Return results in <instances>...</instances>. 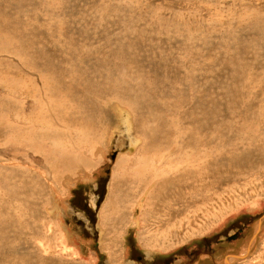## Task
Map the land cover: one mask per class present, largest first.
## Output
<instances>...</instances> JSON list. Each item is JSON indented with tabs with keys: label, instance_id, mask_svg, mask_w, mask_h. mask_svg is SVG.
I'll return each instance as SVG.
<instances>
[{
	"label": "rangeland",
	"instance_id": "1",
	"mask_svg": "<svg viewBox=\"0 0 264 264\" xmlns=\"http://www.w3.org/2000/svg\"><path fill=\"white\" fill-rule=\"evenodd\" d=\"M0 8H4L9 13L11 12L12 19L10 18V22L14 27L7 23L4 33L8 38L12 37L14 40L15 38L17 40L29 28L26 31L28 32V43H32L31 39L36 34V28L39 25L50 22L52 16H61L63 12L72 10L70 16L72 21L87 25L84 28L91 35L99 33L98 30L113 31L112 35H118L115 43H119L121 46L124 44L127 50L131 47L129 51L132 52V56L144 52L148 48H153L154 51L158 52V55L162 53L164 58L168 59L169 64L173 65V74L177 79V83L182 84L183 93H176L182 95H175L178 99L175 97L174 103L176 104L173 103L170 113L166 116L162 112H158V114L163 118L169 117L168 119L176 123L178 118L176 113L178 111L181 120L177 119L176 124L186 121V119L189 122L191 121L195 126L197 136L209 134L198 128L200 127L199 122L215 128L214 133L222 134L226 143L228 139H236L235 137H237V133L241 128H254L264 133V94L262 95L264 92V0H0ZM99 11L101 16H104L103 19L99 15ZM111 11H114L113 14ZM51 12L53 14L48 15ZM93 19L99 22L98 27L100 28L97 27L98 24ZM120 19L122 21L128 19V21L122 23ZM124 25H126L125 30L122 29ZM139 25L140 27H138ZM145 26L149 29H146ZM127 27L129 31H127ZM143 28L146 29L145 32H143ZM125 31L129 36H132L135 32L133 34L134 38L129 37ZM138 33H140V36H138ZM135 34L138 38L140 37V41L135 37ZM41 36L39 34L38 37L44 40V36ZM22 42L21 39L20 43ZM170 42L172 43L169 44ZM128 43L130 45L133 43V47ZM11 44L10 40L7 42L4 38H0V160H2L0 161V178L6 175V171L12 170L15 172L16 179L19 178L17 181L21 185L20 187L24 188L29 184L27 188H31V190L27 189L29 190L27 192L30 193L20 188L26 197L9 201V204L14 207L10 214L24 226L25 224L29 225L31 222L30 225L32 226L29 225L30 230L31 227L36 229V233L28 232V245L26 248L24 247L23 252L19 253L23 258L28 259L29 264H228L227 259H230V257L235 258L230 264H264V167L259 170L258 168H251L249 163L243 164L241 161L237 163L228 160L227 154H225L221 163V172L226 175H223L220 183H216V186L211 187L208 197L198 198L196 196L197 198L189 204H174L172 210L161 207L155 209L147 205V194L144 198L141 197L145 189L137 184V190L134 188L137 191L136 193L134 191L133 193L128 192L127 187L120 188L121 193L117 195V198H120H115V205H111L113 194L110 192L116 163L128 154L129 150L131 151L130 148L133 142L139 144L138 147L142 143V140L140 141L138 138L139 132L135 133L138 129L134 131L137 128L135 122L130 127L132 128L130 132L126 129L127 122H125V118L129 116V119L133 122V120L135 121V115L127 106L126 111H122L118 107L119 102H114L115 105L111 103L114 107L111 105V108L109 107V122H107V124L110 123L107 128L109 134L106 133L99 149L98 159L100 162L97 160L96 155L93 156V159L97 163L99 162L95 168L75 167L74 164L67 165L69 160L71 161L76 157L72 153L74 148L71 149L74 145L77 146L76 137H70L65 132L59 133L62 129L59 124L57 129L53 128V130L47 131L46 136L48 138L54 137L56 139L48 147L51 152L49 150L46 152L49 154L46 160L43 156V150L36 152L31 149L28 151L24 147L19 148L20 145L17 143L15 145L18 150L14 146L4 149L5 144L3 141H5L6 136L20 137L21 133L13 130L10 126H6L2 117L3 113L11 110L12 112L15 111L13 113L15 118L23 117L24 121L28 122L29 110L31 112L35 111L33 108L34 102L28 100V88H30L28 71L30 69L23 59L34 58L40 61L37 53H19L12 49ZM228 44L230 47H228ZM165 45L167 48H165ZM140 46L142 50H140ZM145 46L148 47L145 48ZM204 46L207 48L204 49ZM202 47L205 51H202ZM133 48L134 51L136 50L135 52L132 50ZM2 56L4 57L1 58ZM210 57L212 58L210 59ZM143 62L146 71H151L150 62ZM186 70L187 72H185ZM207 76H210V79ZM187 78H189L188 81ZM209 80L212 82H209ZM35 84H38L37 87L41 86L38 80L35 81ZM185 84L188 85L184 86ZM204 86L207 88H203ZM238 86H242V92ZM196 87L199 89H196ZM8 89L12 91L9 93ZM237 92L239 94L236 95ZM1 97L3 98L1 99ZM181 97L183 98L181 99ZM235 98L239 101L234 100ZM19 100L23 103L20 104ZM15 104L16 106H14ZM21 105L22 107H20ZM199 106L201 108L198 109ZM8 108L9 110H6ZM230 109L235 112L230 111ZM189 112H193L194 116ZM180 114L184 116L181 117ZM204 119L205 121H203ZM197 120L199 121L197 122ZM226 122L228 123L226 124ZM230 122L232 124L237 123V125L232 126ZM54 123L57 124L56 120ZM3 124L6 128L3 127ZM42 124H45V122ZM225 126L229 128L226 129ZM147 127L153 128L154 126L152 123H148ZM188 130L190 133L189 128ZM175 131L177 132V130L174 129V136L177 137L178 134ZM41 138L35 141L37 142ZM182 138L187 137L182 136V134L178 135V139ZM88 142L90 143L89 140ZM261 143L262 141H254L252 145L254 150L253 152L250 150V154H248V157H251L252 160L257 158L261 160L264 156V144ZM54 144L59 145H57L58 150L53 149ZM70 144L71 146H69ZM60 146L69 150L67 149L62 153ZM224 148L230 152L229 144ZM239 152L246 155L245 148H242ZM252 153L256 154L253 155ZM56 154H60V156ZM64 155H69L68 161H64ZM262 160H264V157ZM65 162L66 164H64ZM7 163H10L11 166H7ZM126 167L133 173L137 171L132 165ZM234 167L237 171L234 170ZM83 169H85L84 172L81 171ZM58 171L63 172L57 173ZM231 171H233L231 173V176H234L233 178L228 176ZM20 175H23V177ZM25 175H28V179L32 177L29 179L31 183L28 179H25ZM39 180L40 184L43 183L42 185L39 184ZM155 189L156 187L153 185L147 191L150 190L151 192ZM0 192V195L4 196L1 185ZM151 201L154 202L153 199ZM2 202L4 203L3 212L5 213L8 208L1 197L0 204ZM138 202H141V204L138 205ZM141 208L142 210H140ZM3 212L0 210L2 216L5 215ZM258 229L260 230L258 231ZM23 245L19 246L22 247ZM237 256L240 259H237Z\"/></svg>",
	"mask_w": 264,
	"mask_h": 264
},
{
	"label": "bare ground",
	"instance_id": "2",
	"mask_svg": "<svg viewBox=\"0 0 264 264\" xmlns=\"http://www.w3.org/2000/svg\"><path fill=\"white\" fill-rule=\"evenodd\" d=\"M49 8H50V6H49ZM4 10H5L4 8H0V38H4V40H6L7 42L10 40L12 42V44H11V47H13L12 49H14L15 51H17L19 53H21V52L22 53H27V52L37 53V55L40 57V61H38L34 58H28V59L24 58L23 59L24 63L28 64V68L30 69L28 71V82L30 81V83H29L30 88H28V91H29L28 92V100L29 101L32 100L34 102L33 108L35 109V111L33 110L34 112H31L29 110L28 122H25L23 117L15 118L13 116V113H15V111L12 112V110H11L9 112L3 113L2 117L4 118V120L3 119L2 120L4 121L6 126H10L13 130H17L21 133L20 137L13 136V135L6 136L5 141H3L5 144L4 149H6L10 146H14L17 149L18 147H16V145H15L17 143L20 145L19 148L24 147L28 151H30L31 149L35 150L36 152L43 150V153H44L43 156H44V159L46 160L48 158V155H49L48 153H46L49 150L48 147L51 143H54V139H56L54 137L48 138L46 136L47 131H51V130H53V128L57 129L58 124H59L60 126H62L61 127L62 129L60 130L59 133L65 132L66 135H68L70 137H74V136L76 137L75 140H76L77 146L74 145L73 147H71V149L74 148V149H72L73 150L72 153L76 157H75V159L68 161L67 159H69V155L68 156L64 155L65 156L64 161L65 160L68 161L67 165H73L74 164L75 167L85 166L83 168H93V167L95 168L98 165V163L100 162V160L98 159L100 146L102 144V141L105 138L106 133L109 131V130H107V128H108V124L110 125V123L107 124V122H109V109L111 108L110 105H111V103H113V105H115L114 102H119V104L121 106L118 105V107L122 111H126V106H127L135 115V118H134L135 121L133 120V122H132V120L129 119V116H127L125 118V122H127L126 129L128 132H130L132 130V128H130V127L133 126V123L135 122L134 124L137 126V128L134 131H136L138 129V131L135 133L139 132L138 134L140 137L138 136V138L140 139V141L142 140L141 141L142 143H141V146L138 147L139 144L133 142L131 144V148H130L131 151L128 149L129 153L124 155L116 163L115 172L113 175V181H112V185H111V192H110L113 194V198L111 199V201H112L111 205H115L114 204V201L116 202L115 198H117V195H119L121 193L120 188L127 187L128 192L133 193V191H134V193H136L137 191H135V189H136L137 184H140L145 189L143 191V194L141 195V197L144 198L145 195L147 194V196H146L147 197V201H146L147 205H149V207H154L155 209H157L158 207H161V208H164L167 210H172L174 204H183V203L189 204L193 199L197 198L196 196H198V198L199 197H208L209 196L208 194L210 193L209 190L211 189V187L216 186V183H220L223 179V175H226V174H223V172H221V163H222V160H224L225 154H227L226 157L230 161H235L237 163L241 161V163H243V164L249 163L250 164L249 166H251V168H258V170L263 169L264 160H262V158L264 156H262L261 160H259L260 158L259 159L257 158L256 160L255 159L252 160L251 157L250 158L248 157V154H250V150L252 152L254 150L253 146H252L254 144V141H257V142L262 141V143L264 144V133L263 132L258 131L254 128H251V129L241 128V130H239L237 133V137H235L236 139H232V138L228 139L227 140L228 142L226 143L223 135L220 133H214L215 128H211L210 126L205 125L206 123L204 124L203 122L202 123L199 122L200 127L197 126L201 130L209 133L208 135H204V136H197L196 130L194 128L195 126L191 123V121L189 122L187 119H186V121H181L178 124H176L177 119L180 118L178 116V111L176 113L177 117H178L176 119V123H174L175 121L168 119L169 117L163 118V116L161 117V115L158 114V112H162V114L164 116H166L168 113H170V109L174 103L175 97L177 95H179L180 92L183 93L182 92V90H183L182 84L179 85L177 83V81H176L177 79H176L175 75L173 74V69H172L173 65L169 64L168 59L166 60V58H164L162 53L160 55H158V52L154 51V49L150 47L151 49H149V48L146 50L144 49L145 50V51L143 50L144 52L138 53L136 55V54H134V52L136 51V50L134 51V48H135L134 47L132 49L134 51L133 52L134 56H132V52L129 51V50H131V47H129L130 49L127 50V48L124 44H123V46H121L119 43H115L118 35L117 36H114V34L112 35L113 31H106L105 29L103 31L98 30L99 33H95V34L91 35L90 32L84 28V26L86 27L87 25H85V24L81 25V23H78V21L77 22L72 21L70 19V16L72 14V10H68V11L63 12V14L61 16H52L50 22H45L43 25H39L36 28V34H34V35L32 34L33 35V38L31 39L32 43H28V32H26V31L29 30V28L27 30L24 29L25 33L22 36H20L19 38H17V40H16V38L14 40L12 37L8 38L6 33H4V31L6 29L5 26L7 23H10V25L12 27H14V25L10 22V20L12 19L11 14H10L11 12L9 13L6 10L5 11ZM48 11H50V10H48ZM112 12H114V11H111V13ZM51 14H53V12L49 13L48 15H51ZM96 15L98 16L97 13H96ZM96 15H95V18H96ZM99 15L101 16L100 11H99ZM85 16H84V19L86 18ZM100 16H99V20H100ZM18 17H19V15H18ZM35 17L37 18V16H35ZM39 17H41V16H39ZM103 17H102V19H103ZM81 18H82V15H81ZM102 19H101V21H103ZM123 19H124V17H123ZM125 21H128V19L123 20L122 23L123 22L125 23ZM95 22L98 24L97 25V27H98L99 22H97V21H95ZM100 23H102V22H100ZM244 23H246V22H244ZM102 25H103V23H102ZM95 26H96V24H95ZM22 27H24V26H22ZM125 27H126V25H124V27H122V29H124ZM134 27H132V28H134ZM138 27H140V25ZM256 27H257V25H256ZM98 28H100V27H98ZM141 28H142V25H141ZM160 28H162V27L160 26ZM177 28H179V26H177ZM177 28H175V29H177ZM146 29H149V28L146 27ZM146 29H144L143 32H145ZM249 29H250V27H249ZM124 30H123V32H124ZM127 31H129V28ZM127 31H125L126 34H127ZM248 31H250V30H248ZM123 32H121V33H123ZM137 32H139V31H137ZM116 33H117V31H116ZM134 33L135 32H133V34ZM140 33H142V32H140ZM140 33H138L139 35L138 34L137 35L140 36ZM39 34L44 36V40H41V38L38 37ZM133 34H132V36L130 35L131 38H134ZM177 34H178V32H177ZM251 34H252V32H251ZM123 35H124V33H123ZM146 35H147V33H146ZM188 36H190V35H188ZM191 36H192V34H191ZM135 37H137L136 34H135ZM223 37H225V36H223ZM250 38H249V40H250ZM21 39L23 40L22 43H20ZM135 39H134V41H135ZM138 39H139L138 41H140V37ZM179 39L181 40L180 37H179ZM180 40H178V41H180ZM247 40H248V38H247ZM161 41H162V38H161ZM194 41H196V40H194ZM186 42H188V41H186ZM221 42H223V41H221ZM171 43L172 42H170L169 44H171ZM132 44L130 45V43H128V45L133 47L134 44L133 45ZM136 44H138V43L136 42ZM144 44H146V43H144ZM157 45H159V44H157ZM28 47H29V51H28ZM146 47H148V46H145V48ZM228 47H230L229 44H228ZM139 48H140V50H142L141 46ZM139 48H137V49H139ZM165 48H167L166 45H165ZM206 48L207 47H205L204 49H206ZM250 48H251V46H250ZM254 48H255V46H254ZM204 49L202 47V51ZM209 49H210V47H209ZM251 50H252V48H251ZM218 51H219V49H218ZM244 51H245V49H244ZM252 53H254V52H252ZM124 54H126V55L124 56ZM217 54H219V53H217ZM256 54L257 53L255 50V55ZM208 55H209V53H208ZM3 57L4 56H2L1 58H3ZM205 57H206V55H205ZM211 58L212 57H210V59ZM193 59H191V60H193ZM253 59H255V58H253ZM143 61L150 62L149 65L151 67V71H149V72L146 71L147 69L144 67L145 64ZM210 62L212 63V61H210ZM13 64H15V63H13ZM185 64H187V63H185ZM194 64H195V60H194ZM216 64H218V63H216ZM196 65H198V64H196ZM245 66H247V65H245ZM219 68H220V65H219ZM180 70H181V68H180ZM202 71H200V72H202ZM216 71H217V69H216ZM185 72H187V70ZM216 74L218 75V73H216ZM197 76H198V74H197ZM210 76H211V74H210ZM189 78H190V76H189ZM189 78H187V81ZM217 79H219V78L217 77ZM36 80H38V83L41 86L37 87L38 84L37 85L35 84ZM197 80H198V78H197ZM197 80H196V82H198ZM253 80H256V79H253ZM193 81H194V78H193ZM207 81H208V79H207ZM213 81H215V80H213ZM257 81H259V80L257 79ZM209 82H212V81L209 80ZM5 84H6V80H5ZM188 84H185L184 86H186ZM202 84H203V82H202ZM6 86H7V84H6ZM208 86H209V84H208ZM226 86H227V84H226ZM239 87L240 86H238V88ZM241 87H240V89H241ZM165 88H167V89H165ZM190 88H192V87H190ZM197 88L198 87H196V89ZM203 88H205V86ZM4 89H3V91H4ZM245 89H244V91H245ZM8 90H9V93L12 91L11 89H8ZM215 91H217V90H215ZM240 91L242 92L243 90L241 89ZM246 91H247V89H246ZM177 92H179V93L176 94ZM194 92H195V89H194ZM238 92L236 93V95L239 94ZM250 93H251V91H250ZM185 94H186V91H185ZM242 94H244V93H242ZM263 94H264V92L262 93V95ZM181 95H179V96H181ZM201 95H203V94H201ZM195 97H196V95L194 96V98ZM2 98L3 97H1V99ZM176 98L178 99V97H176ZM182 98L183 97H181V99ZM233 98H234V96H233ZM181 99H180V101H181ZM207 99H209V98H207ZM210 100H212V99H210ZM234 100H237V99L235 98ZM15 101H18V100H15ZM202 101H203V99H202ZM238 101L239 100H237V102ZM8 102H9V100H8ZM19 103L21 104L23 102H20V100H19ZM262 103H263V101H262ZM174 104H176V103H174ZM113 105H111V106H113ZM229 105H231V104H229ZM14 106H16V104ZM18 106H19V104H18ZM231 106H234V105H231ZM20 107H22V105ZM178 108H179V106H178ZM185 108H186V106L184 107V109ZM187 108H188V106H187ZM199 108H201V107L199 106L198 109ZM6 110H9V108ZM236 110H237V108H236ZM197 111H199V110H197ZM214 111L216 112V110H214ZM230 111L233 112L234 110L230 109ZM218 112H219V110H218ZM172 113H174V112H172ZM189 113L192 115L194 114L193 112L192 113L189 112ZM205 114H206V112H205ZM180 116L182 117L184 115L180 114ZM197 116H199V115H197ZM203 116H205V115H203ZM206 116H207V114H206ZM133 117H131V118H133ZM214 117H216V116H214ZM245 117H244V119H245ZM38 118H40L41 120H39ZM187 118L189 119V117H187ZM55 120H56L57 124L54 123ZM179 120H181V119H179ZM199 120H200V117H199ZM199 120H197V122ZM215 120H216V118H215ZM233 120H236V119H233ZM203 121H205V119ZM44 122H45V124H42ZM130 123H132V125H130ZM148 123H152L155 128L154 127L153 128L147 127ZM210 123H212V122H210ZM224 123H225V121H224ZM227 123L228 122H226V124ZM235 124L237 125V123H235ZM235 124H232V126ZM214 126H217V125L215 124ZM3 127H5L4 124H3ZM188 128L190 129V133H189ZM198 128H197V130H198ZM227 128H229V127L227 126L226 129ZM147 129H149V131H147ZM174 129L177 130V132H178L177 133L175 131L176 134H178V135L182 134V136H185L187 138L178 139V135H177V137L174 136ZM230 129H231V127H230ZM222 131H224V130H222ZM228 133H230V132H228ZM108 134H109V132H108ZM38 138H41V139L36 142L35 140ZM176 138H177V140H176ZM88 140L90 141V143L88 142ZM68 142H69V140H68ZM64 144H66V143H64ZM228 144L230 146V149H229L230 152L225 149L226 147L224 148V146H226ZM57 145H55V144L53 145L54 150L59 149V147H58L59 145L58 146ZM257 145H258V143H257ZM69 146H71V144ZM242 148L246 149V155H244L242 152H239V150H241ZM67 149L68 148L61 147L60 151H62V153H63L65 151H67ZM258 150H260V149H258ZM19 151H20V149H19ZM19 151H18V153H19ZM49 151L51 152V150H49ZM70 152H71V150H70ZM60 154H56V155L60 156ZM254 154H256V153H254ZM94 155H96L97 160H99L98 163H97V161H95L93 159ZM129 155H133V156L129 157ZM70 156L72 157V155H70ZM125 157H127L129 159H127ZM56 159H58V158H56ZM0 161H2V160H0ZM14 161H11V162H14ZM28 162H29V160H28ZM55 162H57V161H55ZM62 162H63V160H62ZM10 163H7V166H11ZM56 164H58V163H56ZM60 164H61V162H60ZM64 164H66V162ZM129 165H132L134 167V169H137V171H134V173H133L132 171L127 169L126 166H129ZM237 166H240V165H237ZM62 167H63V164H62ZM57 169H55V170H57ZM138 169H140V170H138ZM69 170H71V169H69ZM84 170L85 169H83L81 171L84 172ZM234 170L237 171L235 169V167H234ZM249 170H250V168H249ZM252 171L254 172V170H252ZM62 172L58 171L57 173H62ZM76 172H77V170H76ZM232 172L233 171L229 172V175L227 174L228 176H230V178L234 177V176H231ZM55 173H53V174H55ZM83 174L85 175V173H83ZM28 175L24 176L25 179H28ZM70 175L68 176V178L70 177ZM20 176L23 177V175H20ZM42 176H44V175L42 174ZM42 176H39V177H42ZM47 176H48V174H47ZM237 176H238V174H237ZM31 178H29V179H31ZM37 178H38V175H37ZM241 178H243V177H241ZM18 179H16L15 172L12 170L6 171V175H4L0 178V185L3 187V194H4V196H1V195L0 196L2 197V199H4L5 204L8 208V211H6L4 213L3 212L4 203L2 202L0 204V210L5 214L4 216H2L0 214V264H29L28 259L23 258L22 255L19 253L23 252L24 247L26 248V246L28 245V232L34 233L36 229H32V227H31V230H30V226H32V225H30L31 222L29 223L30 226L28 224H25V226H24L20 223V221L15 219L10 214V212L14 209V207H13V205L9 204V201L20 199V198H25L26 195L21 189H23L25 192L29 191L27 189L31 190V188H27L29 184L26 187L24 186V188L20 187L21 185L17 181ZM29 179H28V181H29ZM229 181H230V179H229ZM29 182L31 183V181H29ZM39 184H40V180H39ZM42 184H40V185H42ZM67 184L69 185V183H67ZM233 184H231V185H233ZM153 185H155L156 189L150 192V190L152 189L151 188L149 191H147L149 189V187L153 186ZM35 186H36V184H35ZM36 192L38 193V191H36ZM27 193H30V192H27ZM34 194H36V193H34ZM119 198H117V199H119ZM151 199H153L155 203L153 201H151ZM137 200L140 201L139 199H137ZM146 203L144 202V204H146ZM140 204H141V202H138V205H140ZM147 207H146V209H147ZM130 208H131V206H130ZM142 208L140 210H142ZM185 208L187 209V207H185ZM146 209H145V211H146ZM183 211H184V209H183ZM145 217H144V219H145ZM141 219H143V218H141ZM28 220H29V218H28ZM32 224H33V222H32ZM16 227H18V229H16ZM36 227H37V224H36ZM113 228H114V226H113ZM14 229H16V230H14ZM114 230H115V228H114ZM17 231L18 232L20 231V232L18 233ZM21 244H24V245L21 247V246H19ZM233 259H235V258L230 257V259H227V263L230 264L233 261ZM237 259H240V258L237 256Z\"/></svg>",
	"mask_w": 264,
	"mask_h": 264
},
{
	"label": "water",
	"instance_id": "3",
	"mask_svg": "<svg viewBox=\"0 0 264 264\" xmlns=\"http://www.w3.org/2000/svg\"><path fill=\"white\" fill-rule=\"evenodd\" d=\"M260 225H261V221H260ZM260 229H258V231H259Z\"/></svg>",
	"mask_w": 264,
	"mask_h": 264
}]
</instances>
